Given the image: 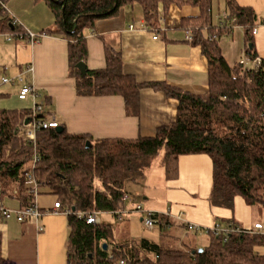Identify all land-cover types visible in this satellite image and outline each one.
<instances>
[{
	"label": "trees",
	"instance_id": "trees-1",
	"mask_svg": "<svg viewBox=\"0 0 264 264\" xmlns=\"http://www.w3.org/2000/svg\"><path fill=\"white\" fill-rule=\"evenodd\" d=\"M0 1L6 4L8 0ZM42 1L51 9L55 22L54 28L41 35H57L67 41L69 70L79 97L122 96L127 113L138 115L141 90L152 88L178 101L177 116L171 124L159 127L154 137L133 141L94 140L89 135L70 134L59 124L62 131H37L34 143L24 134L23 126L30 110H0L2 198L17 188L20 209L34 205L27 175L38 183L39 194L43 188L54 194L61 211L71 212L67 215L71 228L69 264H264L263 230L240 228V232L218 237L208 235L209 245L201 252L186 247L163 248L147 239L111 246L112 225L87 224L78 216L83 212L118 217L129 188L143 181L155 159L160 157L166 177L171 179L178 174L180 157L200 154L208 155L213 164L212 206L233 210L235 198L240 196L249 206L264 208V59L253 48V10L239 6L235 0H224L229 18H236L245 28L246 57L251 64L243 69L239 63L230 66L221 53L220 30L212 25V0ZM1 2L0 33L26 36ZM171 5L200 10L199 17L187 18L182 24L208 61L207 94L195 95L165 84L139 83L124 73L122 56L111 47L106 48L105 69L88 68L86 32L94 29L97 21L115 17L123 8L139 6L152 26L160 12L166 13ZM257 59L261 62L255 70L253 63ZM80 62L87 67L84 77L77 68ZM87 142L90 148H86ZM35 155L38 161L33 164ZM153 219L160 231L171 223L158 214ZM0 264H15L3 257L1 236Z\"/></svg>",
	"mask_w": 264,
	"mask_h": 264
},
{
	"label": "crops",
	"instance_id": "crops-1",
	"mask_svg": "<svg viewBox=\"0 0 264 264\" xmlns=\"http://www.w3.org/2000/svg\"><path fill=\"white\" fill-rule=\"evenodd\" d=\"M8 1L7 14L16 18L25 32L38 35L54 28V15L44 1ZM235 1L253 10L257 30L253 48L264 59V0ZM138 7L123 8L117 16L99 20L94 29L87 30L88 68L105 69L106 48L111 47L121 54L124 73L139 83L165 84L195 95L207 94L208 61L201 46L187 40L188 29L182 24L187 18L199 17V8L171 5L166 13L160 12L151 26ZM227 12L224 0H212V25L220 30L221 53L234 67L246 57L248 44L242 25L220 26V15ZM75 84L69 70L68 43L61 36L43 35L32 44L27 36L0 33V110L31 111L34 104H43L45 118L56 120L70 134L89 135L94 140L154 137L159 127L171 124L177 116L178 101L157 89H142L139 114L129 115L122 96L79 97ZM24 87L34 92L21 100ZM155 166V171L154 166L146 170L140 184L129 188L127 194L133 201L124 202V210L130 211L140 203L146 210L169 219L170 225L163 231L157 229L154 235L138 236L130 225H142V214L129 212L119 220L112 213H102L100 222L113 227L111 246L147 239L163 248L203 247L198 234L188 232L184 223L204 228L234 225L246 230H253L258 223L264 232L256 206H249L243 198L237 200L236 208L240 206L245 215L211 205L213 164L208 155L180 157L178 174L171 179H167L161 160ZM17 198L15 188L4 196L3 204L12 210L20 209ZM56 198L47 188L42 189L35 199L44 212L39 222L19 223L14 216L0 219L1 252L5 259L15 264H69L71 228L66 214L52 212ZM39 225L43 231H39ZM115 226H120L119 231L114 230Z\"/></svg>",
	"mask_w": 264,
	"mask_h": 264
},
{
	"label": "built area",
	"instance_id": "built-area-1",
	"mask_svg": "<svg viewBox=\"0 0 264 264\" xmlns=\"http://www.w3.org/2000/svg\"><path fill=\"white\" fill-rule=\"evenodd\" d=\"M1 2V1H0ZM2 5H4V8L6 9V6L3 2H1ZM13 23L17 24L20 26L19 21L16 18H13ZM226 26L227 27H234L238 25L236 18L230 19L227 13H223L220 15V26ZM256 29L253 30V33H256ZM26 36L29 37L30 42L32 44L38 43L39 39L43 36L41 34H33L30 32H26ZM216 37V36H215ZM214 37V38H215ZM157 39V36L154 37ZM187 40L188 41H193V37L191 33L188 31L187 32ZM239 64L245 69L250 63V60L247 57H244L242 60H240ZM5 82H9L8 80H4ZM34 90L30 87H24L20 91L19 98L21 100H25L30 94H32ZM28 120V124H25V121ZM24 121V134L26 137L31 139L34 143L36 140V133L39 130H47L50 128H59V123L54 120V119H48L43 116V104H34L33 109L30 111L29 116L26 118ZM38 161V157L35 155L33 159V164H36ZM34 166V165H33ZM27 179L29 182L32 184L31 187V193L34 195L35 199L39 196V185L36 182V180L31 176L27 175ZM124 202H132L133 198L129 195L126 194L123 198ZM61 204L59 202H55L52 212L54 213H63L66 215H69L71 212L70 210H65L61 211ZM133 208L129 210H121L118 212V219L121 220L122 217L129 213V212H134V213H139L143 215V224L147 229L150 230H157L158 229V224L156 221L153 219L155 212H151L146 210L142 204L137 203L132 206ZM44 212L43 210L34 202V205L23 208V209H17V210H12L10 208H7L3 204V198L1 195V188H0V219L1 220H8L11 217H15L19 223H24L30 220H34L36 222H39L41 218L43 217ZM78 216L81 218L86 219L87 224H99L100 223V214L99 213H92V214H85L83 212H79ZM185 228L187 229L188 232H192L195 234H206V235H214V236H220L223 234H228L231 232H240V228L235 227L233 225H230L228 228H222L218 225H215L212 228H204L199 225L191 224V223H184ZM39 231H43V226L39 225L38 227ZM255 231H262L263 230V225L262 224H255ZM123 264V262H121Z\"/></svg>",
	"mask_w": 264,
	"mask_h": 264
},
{
	"label": "rangeland",
	"instance_id": "rangeland-1",
	"mask_svg": "<svg viewBox=\"0 0 264 264\" xmlns=\"http://www.w3.org/2000/svg\"><path fill=\"white\" fill-rule=\"evenodd\" d=\"M7 3H9V1H7L6 2V5H7ZM139 8V7H138ZM216 10L215 11H217V8H215ZM159 161H160V157H158L157 159H155L152 163H151V166H154L153 168H154V171L156 170V166H155V164H159ZM150 168V167H149ZM148 168V169H149ZM147 170V169H146ZM145 172H147V171H145ZM240 198H242V197H236L235 198V202H234V210H236V212L239 214H244L245 215V213H243L241 210H242V208L240 207V206H238V209L236 208V204H237V200H240ZM5 199H8V198H5ZM240 207V208H239ZM255 210H258L257 211V214H258V216H259V221H261L263 224H264V208L261 206V205H256V209ZM126 215H128V214H126ZM125 215V216H126ZM128 217V216H127ZM110 222H112V223H115L114 222V220H111ZM222 224H223V222H221ZM134 224H136V225H133V223L130 225V230L132 231V233H133V231H135L134 233H137V235L138 236H140V235H147V236H150V235H154V233H156L157 232V230L155 229V230H150V229H147L145 226H144V224H142L141 225V223H137V222H134ZM120 225V224H119ZM118 227H120V226H115L114 227V230H118L119 231V229H118ZM155 231V232H154ZM118 234V233H117ZM198 236V242H200V245H204L203 247H200L199 249H203L204 247H206V246H208L209 245V242H210V240H209V237H208V235H206V234H198L197 235Z\"/></svg>",
	"mask_w": 264,
	"mask_h": 264
},
{
	"label": "water",
	"instance_id": "water-1",
	"mask_svg": "<svg viewBox=\"0 0 264 264\" xmlns=\"http://www.w3.org/2000/svg\"><path fill=\"white\" fill-rule=\"evenodd\" d=\"M250 47H252V45H250ZM260 62H261V60H260V59H257V60L253 63V67H254L255 70H258V69H259ZM77 68H78V70L80 71L81 75L84 77V76L86 75V69H87L86 65H85L84 63L80 62V63L77 64ZM25 124H28V120L25 121ZM58 130H59V131H62V128H58ZM90 147H91V143H90V142H87V144H86V148H90ZM103 248H104L105 250H107V245L104 244V245H103ZM199 251L201 252L202 249H200Z\"/></svg>",
	"mask_w": 264,
	"mask_h": 264
}]
</instances>
